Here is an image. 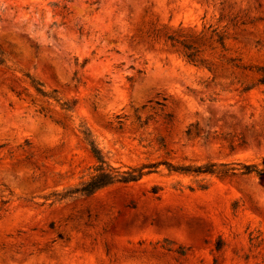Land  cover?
<instances>
[{"label":"rangeland","instance_id":"obj_1","mask_svg":"<svg viewBox=\"0 0 264 264\" xmlns=\"http://www.w3.org/2000/svg\"><path fill=\"white\" fill-rule=\"evenodd\" d=\"M179 30L202 32L212 71L167 47ZM0 49V264H264V176L164 165L264 168V0H0ZM24 74L75 101L70 119L31 104ZM81 121L113 167L159 165L52 203L95 164Z\"/></svg>","mask_w":264,"mask_h":264},{"label":"trees","instance_id":"obj_2","mask_svg":"<svg viewBox=\"0 0 264 264\" xmlns=\"http://www.w3.org/2000/svg\"><path fill=\"white\" fill-rule=\"evenodd\" d=\"M70 1V0H68ZM226 25L223 26V30ZM203 34L200 32L197 36H191L181 30L166 34L164 41L170 50L178 52L187 63L202 67L207 71H212L211 65L206 61L203 51L200 49L199 42L203 39ZM208 39H211L221 51H226L225 40L227 39L226 32L220 31L217 28L210 30ZM221 63L230 65L231 67L241 70H251L245 66L238 64V60L221 58ZM8 56L0 49V68L8 69ZM259 78L255 85L264 84V68H256L254 70ZM27 81V88H23L24 92L28 93L32 99L31 104L36 101L48 106H57L63 112L66 119H70L74 113L75 101L61 99L56 91L45 90L43 84L34 79L29 74H24ZM244 88V90H247ZM20 96V93H17ZM44 109L40 108L39 113ZM76 130L81 139L86 144L89 152L95 160V164L91 167L90 172L77 185L64 189L61 192L52 193L54 197L52 203L60 202L77 197H88L95 192L109 187L114 184H129L138 181L143 176L153 172L159 164H144L139 167H129L126 170H120L118 167H113L102 154L98 144L92 136L90 130L81 121L76 124ZM169 172L189 175H209V176H264V168H259L256 164H225V163H205L200 165H172L164 163ZM198 188L203 189L205 185L200 184ZM9 202L8 197L0 195V206L3 207Z\"/></svg>","mask_w":264,"mask_h":264}]
</instances>
